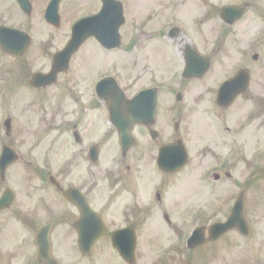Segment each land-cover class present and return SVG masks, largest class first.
Here are the masks:
<instances>
[{
	"label": "flooded vegetation",
	"instance_id": "1",
	"mask_svg": "<svg viewBox=\"0 0 264 264\" xmlns=\"http://www.w3.org/2000/svg\"><path fill=\"white\" fill-rule=\"evenodd\" d=\"M14 1L22 19L17 25L5 19L13 12L11 3L0 7V26L18 29L8 39L10 49L2 47L0 36V160L6 148L11 161L4 173L0 168V251L7 253L0 264L12 263L15 255L4 244L11 240V221L16 230L33 234V242L21 249L27 264H79L80 231L103 225L101 239L82 259L91 264L87 259L105 246L118 263L140 264L148 231L183 230L189 239L197 227L224 221L207 222V195L219 199L215 214L223 213L222 198L213 189L200 193L192 211L189 180L204 189L212 185L199 168L208 157L222 158L218 172H210L214 183L223 174L232 178L222 168L236 163L240 145L248 148L251 126L237 127L233 120L240 119L239 98L251 100L252 63L260 60L256 52L264 48V37L252 44V62L244 54L241 59L237 34L229 29L239 9H227L243 7L246 13L255 0H117L123 20L120 45L110 48L90 37L51 80L42 75L52 71L73 25L98 14L103 2L96 0L93 9L72 18L61 15L60 2L54 24L46 12L51 0H43L40 10L34 0H26L29 8ZM35 18L50 31L35 34ZM209 23L220 25L207 30ZM97 48L121 54L114 65L94 70ZM240 72L247 76L243 84L248 82L241 94ZM204 124L211 132L200 130ZM194 141L204 144L195 149ZM200 148L203 154L193 158ZM178 194L185 200L176 202ZM43 228L49 241H41L40 255L36 236ZM57 230L70 231L72 244L64 239V246L55 247Z\"/></svg>",
	"mask_w": 264,
	"mask_h": 264
},
{
	"label": "rangeland",
	"instance_id": "2",
	"mask_svg": "<svg viewBox=\"0 0 264 264\" xmlns=\"http://www.w3.org/2000/svg\"><path fill=\"white\" fill-rule=\"evenodd\" d=\"M8 1L11 3V10L13 12L11 14L9 13L10 15L6 14L5 19L8 23L17 25L22 22V19L19 18L17 3L14 0H0V3L3 4ZM42 1L43 0H34L38 10H40L45 3H42ZM60 1L61 15L69 18L84 15L88 10L93 9L96 3V0ZM2 6H4V4L0 7ZM248 9L249 10L246 11L242 18L231 24L229 29L231 28V31L237 34V51H240L241 59L242 54H244L245 57L247 56L248 60L252 62L251 51L254 50L252 44L264 37V0H255L252 7ZM35 20V22H32L35 34L40 31H50V26L43 28L46 27L43 23L44 20L41 18H35ZM186 23V21L180 22L179 25L185 28ZM219 25L218 23H209L207 30H217L216 26L219 27ZM231 48L234 51L236 49L234 46ZM97 49L96 64L93 65L94 70L105 68L102 67L105 65H114L116 55L119 56V54H121L120 50L106 52L99 48ZM166 50L170 54L168 48ZM256 53L259 54L260 60L252 63V92L251 95L248 94L251 96V100H247L246 102V98H239L240 119L233 120L237 127L242 124H244V128L251 126V137H247L246 140V142H248V148H245L244 145H240L241 148L233 158V160H236V163L234 165H226L222 168L229 169L233 177L229 179L223 174L221 181L219 183H214V181H212V173L210 172H213V175L218 172L217 165L222 158L217 161H211L210 157H208L200 164L199 168H202L203 172L205 170L207 171L208 176L211 178L208 182H211L212 185L210 186L207 184L206 189H204L200 188L194 179L189 180V185H191L190 206L192 211L200 204L198 196L202 191L209 192L213 189V191L218 192L217 194L220 195L219 198H222L223 213L217 216L215 214V206L219 205V199L215 200V196L211 195L205 197L207 198L206 201L209 206L207 211L210 215V217L207 218V222L220 219L226 220L239 193L245 190L247 200L246 217L251 226V234L249 236H244L237 230H233L222 240H219L218 243H210L213 245L207 244V246L198 247L190 251L186 247L185 237L188 233L187 231L181 230L174 234V232L163 230L162 227H160L159 229L147 232L149 235L148 239L150 238V240H145L142 244L143 249H141V251L143 254L140 264H264V108L262 107L264 105V84L263 86L260 84L264 81V48L257 50ZM174 67V63L166 66L168 70ZM0 116L3 117L4 114L0 112ZM202 127L204 128L200 129L201 131L211 132V126H206L204 124ZM203 144L204 143L201 141L193 142L195 149ZM194 154L195 156L193 158H199V156L203 154V149L200 148L199 152L195 150ZM178 196L179 194L175 196L176 202L177 200L181 202L185 200ZM204 221L205 219H202V222ZM13 223L12 221L10 222L12 232H9V234L11 235V240L4 243L12 247L11 250L15 253V255L11 256L12 263L10 264H27V253L25 255L21 254V249L26 243L28 244L29 241L30 243L33 242V234L31 235V231L23 229L16 230L15 227H13ZM182 234L183 237L181 238ZM71 235L72 233L70 231L61 230L60 234L59 230H57L54 235L55 247H58L60 243L64 246V239H68V241L70 239L72 244L74 237ZM2 239L3 237L0 236V242ZM172 244L174 247L170 246ZM62 246H60L59 249H63ZM178 247L181 252L176 251ZM173 248L175 249L172 250ZM6 254V252L0 251V259L2 257L1 255L4 257ZM28 254L32 256L35 255L34 248L33 252ZM74 254H76V252H74ZM77 254L79 257V264H90L82 259L80 252ZM109 256L106 247L99 246L93 258L87 260L91 261V264H107L108 261H110L111 264H120L116 260L109 258Z\"/></svg>",
	"mask_w": 264,
	"mask_h": 264
},
{
	"label": "water",
	"instance_id": "3",
	"mask_svg": "<svg viewBox=\"0 0 264 264\" xmlns=\"http://www.w3.org/2000/svg\"><path fill=\"white\" fill-rule=\"evenodd\" d=\"M22 6L29 8V3L26 0H19ZM58 3L59 0H54L49 11L47 18L52 22L58 20ZM242 9L236 15L242 14ZM122 7L121 4L116 0H103V8L96 16L86 18L78 22L73 30V37L66 48L59 52L55 58V65L53 72L47 76V78H53L54 74L60 69H66L69 65L70 59L73 54L79 49L85 40L91 36L101 41L107 47H117L120 45V34L119 28L122 25ZM18 30L10 29L0 26V36L4 39V43L1 44L4 49H10L8 43L9 37L15 36ZM105 32V33H104ZM109 32L110 34H106ZM103 33V34H102ZM241 79V76H239ZM110 80V79H109ZM107 80V81H109ZM107 81L103 82L104 85ZM1 159V172L4 173L7 166L10 164V156L6 154ZM178 165H183V162ZM246 209V198L245 194L242 193L233 207L232 213L225 222L214 224L209 230L198 229L191 240L189 241L190 247L194 248L200 246L208 240H216L231 229L239 228V230L247 234L249 231L248 222L245 217ZM99 217L97 221L99 222ZM104 229L96 230L94 232L80 231L81 244L80 248L85 255L92 253L95 242L103 235ZM122 232L118 233L121 234ZM47 239L49 241V231L46 229L39 230L37 234V242L41 247L40 255L42 254V240ZM49 243V242H48ZM49 262V260H42Z\"/></svg>",
	"mask_w": 264,
	"mask_h": 264
}]
</instances>
